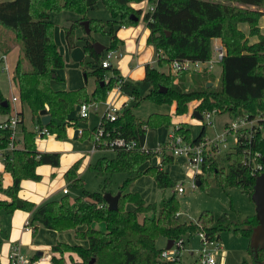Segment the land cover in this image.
<instances>
[{"label":"trees","instance_id":"trees-1","mask_svg":"<svg viewBox=\"0 0 264 264\" xmlns=\"http://www.w3.org/2000/svg\"><path fill=\"white\" fill-rule=\"evenodd\" d=\"M145 0H5L0 1V25L15 34L24 49V55L17 62L13 79L18 86L22 102L27 103L38 125L46 127L57 138L67 137V129L75 126L79 118L71 114L83 102H101L106 99L110 89L118 84L121 76L114 65L104 68L101 65L103 52L95 50L96 40L89 34L84 37V52L93 59L87 77H95V87L89 93L86 86L73 90H55L51 80L64 64V57L55 43L53 12L73 11L82 16L77 25L65 29L69 48L76 46L75 29L89 21L91 32L102 31L109 35L110 45L106 49L121 48L123 40L117 35L121 27L136 25L142 9H134L132 3ZM154 10L145 13L144 19L150 29L148 43L158 51L157 65L147 64L144 80L152 85L147 99L158 103L176 104V114L187 111L191 102H196L199 112H229L232 116L249 115L259 118V124L252 129L238 133L236 145L221 160L216 155L206 159L203 173L197 175L200 186L206 182L205 175L225 188L239 186L252 198L257 176L263 171L258 167L264 154V31L260 20L264 18V0H148ZM99 2L108 8L112 18L102 20L88 15ZM248 26V33L242 28ZM85 28V27H84ZM250 37L257 40L251 42ZM220 38L226 49L221 63L222 72L215 82L213 72L188 73L181 71L174 75L164 71L174 59L208 60L213 55V39ZM28 62L31 69H27ZM110 77L106 80L105 74ZM55 74V76H54ZM210 83H213L209 86ZM166 89V91H164ZM134 98L138 100L137 92ZM8 106H3V101ZM10 100L0 90V112L11 111ZM47 109L52 116L49 125L41 120V111ZM204 114V113H203ZM82 119V118H80ZM170 114H152L146 120L137 118L130 108L123 109L116 121L102 116L100 124L93 130H82L80 136L94 143L99 127L104 128L103 140L124 138L134 141L136 147L127 149L117 147L113 158L102 157L96 168L101 172H136L135 178L151 174L161 189L174 188L176 182L164 169L172 163L175 156L163 153L162 163L141 166L152 161L158 153L146 152L148 129L155 126L169 127ZM227 125V124H226ZM190 131L184 127L174 129V134ZM206 127L194 139L202 141ZM23 144L14 152L13 160L6 163L5 169L12 174L13 183L5 189L10 198H0V209L13 213L22 208L30 213L29 223L36 232L44 226L57 232L74 231L75 237L85 240L70 244L58 242L51 247L50 264H176L165 261L163 249L157 247V240L165 237L178 240L186 234L205 232L208 237L220 240L219 232L230 228L226 220L215 221L214 216L205 211L197 222L179 220L180 203L176 194L164 197L159 203H147L137 192H122L119 208L110 210L105 201L106 187L91 192L84 188L83 195L74 201L65 195L60 200H50L37 205L23 201L18 205V193L23 179H41L37 167L42 164L59 166L60 152H41L37 150L36 132L23 124ZM191 134V131H190ZM247 135V137L245 136ZM8 133L0 130V146L6 145ZM102 150V149H101ZM249 156L248 157V152ZM250 160V161H247ZM77 161L66 172L69 181L84 187L77 171ZM0 183V191H2ZM131 204L132 207H128ZM245 227H236L238 235L250 238L257 225L256 215L246 219ZM103 223L105 229L96 228ZM249 253L255 264H264V247L257 252L251 246ZM37 260V255L32 257ZM244 264H248L245 262Z\"/></svg>","mask_w":264,"mask_h":264},{"label":"rangeland","instance_id":"rangeland-1","mask_svg":"<svg viewBox=\"0 0 264 264\" xmlns=\"http://www.w3.org/2000/svg\"><path fill=\"white\" fill-rule=\"evenodd\" d=\"M132 7L134 9H142V13L136 25L120 28L126 35L125 38L122 37L124 56L112 61L113 65L120 70V75L126 79L121 91L118 92L115 88L110 89L106 99L98 102V111L92 110L88 118L78 120L77 127H70L74 129V136L71 137L72 129L68 128L66 138L59 139L52 135L47 138L37 139V150L41 152H60L61 163L57 167L47 164L38 166L36 170L41 175V179H23L18 197L22 201L33 202L37 205L39 200H43L42 203L50 200H60L65 195L71 201H74L77 197L83 195L84 188L91 192H97L103 186L106 187V192H111L114 195L120 191L127 193L137 192L147 203H159L164 197L176 194L180 203L179 220L181 222H197L201 214L208 211L214 216L215 221L224 219L230 224V228L219 232L222 249L218 257V264H244L245 262L255 264L249 253L250 238L238 235L235 231L236 227H245L244 221L256 215L255 203L239 186L225 188L218 185L207 175L204 176L206 182L201 186L198 185L197 181L199 179L190 170L185 156H175L174 162L167 163L164 166V169L169 172L171 178L176 182L174 188H159L151 174H143L135 178L136 172L134 171L101 172L96 168L98 161L102 157L113 158L115 152L106 149L95 150L92 140L82 138L79 134L81 129L93 130L94 127L98 126L106 111L105 102L109 101L119 107H123V109L124 107L130 108L134 115L141 120L148 119L152 114H170L172 116L171 126H155L148 129L146 139L148 148L155 149L159 145L170 148V144H168L171 142L169 135L173 133L174 129L179 127H184L191 131V134L187 130L188 132L180 135L188 139H194L200 134L204 125L206 130L202 141L206 142V140H215L217 138H226L228 140L226 145L229 147L216 155L218 160H221L232 149L230 147H234L236 144L235 132L228 133L225 128L227 123L232 124L237 120V117L232 116L229 112L213 113L210 120H207L204 116L206 112H201L204 119L200 120L194 116V112L199 111L196 108V102L189 103L187 111L182 115H177L174 102L158 103L146 98L152 85L144 80L145 66L146 64L157 65L158 51L154 45L148 43V39L145 37L147 24L144 15L150 10L149 1L133 2ZM88 15L105 21L112 18V13L103 2H99L94 9L89 10ZM81 18L80 14L68 10H61L51 14V19L55 23V43L58 45L65 61L64 66L57 70V77L51 80V86L55 90H73L86 86L89 93H92L94 89L95 77L93 75L87 77L86 74V72L91 71L90 63L93 62V59L85 54L83 47V38L89 36V34L86 32L84 25H79L75 29L76 46L74 48H69L65 36V29L71 27L72 24L77 25L78 20H82ZM260 21L264 31V18ZM79 22L82 23V21ZM242 28L248 33V26L242 25ZM90 34L96 42L105 47L110 45L108 34L102 31L91 32ZM255 40H257L256 37H250L251 42ZM7 41H14L17 44L11 54H8L11 71H14L19 58L24 55V49L15 34L0 25V44ZM137 64H140V67H136ZM25 66L27 69H31L28 62H25ZM1 68L0 65V90L3 96L9 99L14 91L15 93L18 92V88L13 89L10 86L7 79L8 75L3 73ZM163 70L168 72V66H165ZM212 72L217 83L221 77V65H214ZM130 73L133 74L130 75ZM134 92H137L138 100L134 98ZM117 94L119 96L116 99ZM124 99L126 103L122 105ZM20 106L23 108L24 125L31 130L34 129L38 122L33 119L30 107L25 102ZM71 115L73 117L79 116L78 106ZM68 142L71 143L70 147L72 149L67 150L66 153L65 150L55 149L56 147H65V143ZM224 144L225 142L221 144V148L224 147ZM168 152L167 154L169 155ZM262 156L263 154L260 157ZM161 159L162 157L157 156L152 161L143 164L141 169H146L150 164L157 165ZM77 161H79L77 174L82 179L84 187L72 184L66 176L68 169ZM0 183L3 189L0 191V198L10 200L5 193V189L13 183L12 174L10 172H0ZM178 185H182L185 188V192H178ZM65 187L69 189V194L63 193ZM128 207H132V205L129 204ZM27 218H30V214L22 208H17L13 213L0 209V264H7L10 252L14 246H18L24 256L33 257L38 251H42L44 256H46L51 253V247L58 242L88 244L85 240L77 239L71 230L57 232L41 225L36 232L31 229L28 230L26 226ZM95 226L99 229H105L103 223H98ZM183 239L184 244L183 249L180 250V260L176 264H199V250L202 245L199 234H186ZM167 244V238H158L157 247L159 249L166 250ZM174 250V248L170 249L172 253ZM42 264H50V259H44Z\"/></svg>","mask_w":264,"mask_h":264},{"label":"built area","instance_id":"built-area-1","mask_svg":"<svg viewBox=\"0 0 264 264\" xmlns=\"http://www.w3.org/2000/svg\"><path fill=\"white\" fill-rule=\"evenodd\" d=\"M150 10H154V6H150ZM212 49V57L205 61L192 59H174L169 66L170 73L174 75H177L181 71H186L188 73H198L206 71L212 73L214 65L220 64L226 53V49L224 47V44L222 43V40L218 43H213ZM123 55L124 53L121 48L105 49L101 61L102 67L108 68L112 66V61L114 59H119L123 57ZM0 65L2 67V72L8 75L10 82H12L13 85H17L13 79V71H11L8 54L5 52H0ZM109 77L110 74L106 73L105 79L107 80ZM125 82L126 79L120 76L118 78V84L114 88L117 89L118 92H120ZM10 103L12 106L11 111L4 113V118L0 119V130L6 131L8 133V141L6 145L0 146V165L4 167L6 166L7 162L13 160L14 152L18 148L22 147L23 144L22 127L24 124V118L23 109L18 106V103H22L19 91L17 93L14 92L12 94V96L10 97ZM105 106L106 111L104 115L109 121L112 122L116 121L120 113H122L123 111V107H119L113 102L107 101L105 102ZM98 108V102L96 101L83 102L78 106L79 117L86 119L89 117V114L92 110L98 111ZM213 113L216 112L208 111L204 114V116L207 118V120H210L211 115ZM258 122L259 118H250L249 115H245L237 117V120L232 124L227 123L225 128L227 129L228 133L235 132L237 143L238 133L244 135V131L252 129L255 125L259 124ZM32 130L36 132V140L54 135L50 132L48 128L41 127L39 125H36L35 128ZM79 133L82 134V130H80ZM103 134L104 128L100 126L97 131L96 140L94 142L95 150L106 149L115 151L117 147H124L127 149H132L136 147V143L134 141H126L124 138H116L111 141L103 140ZM169 136L171 139V142L168 143L170 144V148L161 147V145H159L157 148L151 149L144 145L142 147V150L146 152L150 151L152 153H158L159 157H162L163 153H167L168 151V153L173 156H185L188 160L190 170L194 172L195 177L203 173V165L208 157L217 155L220 153V151H223L224 149L229 147L228 145H226L228 143V140L226 138H217L215 140H206V142L200 141L198 143H193L192 141H189L188 139H186V137L180 134L175 135L174 132ZM245 136L247 137V135ZM223 142H225V144L224 147L221 148V144ZM231 148L233 147H230V149ZM247 153L250 159L249 151ZM256 155L261 156L262 154L260 152H257ZM161 163L162 159L159 161L158 164L161 165ZM258 167L264 170V164L262 162L261 164H258ZM178 192H185V188L182 185H178ZM63 193L68 194L69 189L65 187L63 189ZM28 223L29 221H27L26 224L27 228H31L30 226H28ZM198 234L202 240V245L199 250V264H218V257L220 256V250L222 249L220 240L215 236L208 237L205 232H200ZM183 244V238L175 240L172 246V248L175 249L174 252L172 253L170 249L163 250L161 254L162 259L165 261H172L174 263H178L181 255L180 250L183 249ZM47 258L48 255L40 259L33 260L32 258L24 256L18 246H14L10 252L8 264H42V261Z\"/></svg>","mask_w":264,"mask_h":264},{"label":"water","instance_id":"water-1","mask_svg":"<svg viewBox=\"0 0 264 264\" xmlns=\"http://www.w3.org/2000/svg\"><path fill=\"white\" fill-rule=\"evenodd\" d=\"M135 20H139L138 17L134 18ZM82 25H84L86 32L88 34L91 33V29L89 27V21L85 20L82 21ZM95 50L100 54L102 53L106 47L98 42L94 43ZM55 76V74H54ZM213 83H210L209 86H211ZM166 91V89H164ZM3 106H8V102L5 100L2 102ZM41 120L44 125H49L52 116L49 114L47 109H44L41 111ZM194 116L197 119L203 120V115L199 111L194 112ZM262 163L264 164V154L262 156ZM197 184L200 185V180L197 181ZM122 192L120 191L116 195L112 194L111 192H106L104 195L105 201L108 204V208L110 210H117L119 208V201L121 198ZM252 200L255 203L256 206V219H257V225L253 229V233L251 236V246L255 249L257 252L260 248L264 247V170L257 176L254 189L252 193ZM22 200H18V205L22 204ZM173 239L168 240L167 249H171L174 244ZM37 257L42 258L44 256V253L42 251L37 252Z\"/></svg>","mask_w":264,"mask_h":264},{"label":"crops","instance_id":"crops-1","mask_svg":"<svg viewBox=\"0 0 264 264\" xmlns=\"http://www.w3.org/2000/svg\"><path fill=\"white\" fill-rule=\"evenodd\" d=\"M0 1H5V0H0ZM89 13V12H88ZM147 26V25H146ZM124 28V27H123ZM149 34H150V29L147 27V30H146V32H145V37H147V39H148V36H149ZM117 35H118V37L120 38V39H122V37L123 38H125L126 37V35L124 34V32L122 31V29H118L117 30ZM221 41V39L220 38H215V39H213V43H218V42H220ZM17 47V44L14 42V41H7V42H5V43H3V44H0V52H5V53H7V54H11V52H12V50L13 49H15ZM121 49H122V45H121ZM124 56V55H123ZM147 65V64H146ZM154 65V64H153ZM136 67H140V64H137L136 65ZM146 67V66H145ZM133 70H135L134 68H133ZM120 71V70H119ZM133 73H130V75H132ZM144 77H145V71H144ZM8 79V81H9V84H10V86L13 88V89H15V88H18V86L17 85H13L12 84V82H10V80H9V77L7 78ZM95 87V86H94ZM19 91V90H18ZM15 92V91H14ZM118 96H119V94H117L116 95V99L118 98ZM115 99V100H116ZM125 99H126V97H125ZM123 100V102H122V105H125V103H126V100ZM9 100H10V98H9ZM115 102V101H114ZM23 104V102L22 103H18V106L21 108L22 106H20V105H22ZM23 109V108H22ZM79 114V113H78ZM4 113H1L0 112V119H2V118H4ZM75 117H77V119L79 118V116L78 115H76ZM80 119V118H79ZM77 125H78V122L76 123V127H77ZM69 129H72V128H70L69 127ZM68 130V129H67ZM81 130H83V129H81ZM80 134V133H79ZM72 136H74V129H72V134H71V137ZM71 146V143L70 142H68V143H65V147L64 146H62V147H56L55 149H61V150H65V153H66V151L67 150H71L72 148L70 147ZM54 149V150H55ZM0 172H8L6 169H5V167L4 166H1L0 165ZM69 194V193H68ZM42 202H43V200H39V204L38 205H40V204H42ZM29 213V212H28ZM30 214V213H29ZM27 221L29 220V218H27L26 219ZM27 224V223H26ZM28 230H32V228H27ZM70 231V230H69ZM74 232V231H73ZM75 235V234H74ZM193 254V253H192ZM48 255V258L47 259H50V257H51V253H49V254H47ZM29 258H32V257H29ZM7 262V261H6ZM9 263V258H8V262H7V264Z\"/></svg>","mask_w":264,"mask_h":264}]
</instances>
